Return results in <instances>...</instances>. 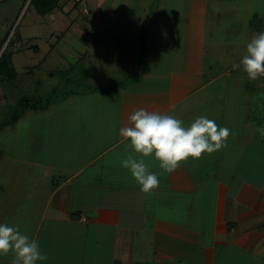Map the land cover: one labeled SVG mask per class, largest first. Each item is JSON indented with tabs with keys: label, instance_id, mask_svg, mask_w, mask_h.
Instances as JSON below:
<instances>
[{
	"label": "crops",
	"instance_id": "0c3cea01",
	"mask_svg": "<svg viewBox=\"0 0 264 264\" xmlns=\"http://www.w3.org/2000/svg\"><path fill=\"white\" fill-rule=\"evenodd\" d=\"M55 10V30L85 49L52 48L55 69L20 65L31 94L58 99L0 132V223L35 239L47 264H264V76L233 68L264 31V0H59ZM83 73L95 84L52 86ZM112 80L122 85H101ZM138 108L185 126L206 116L230 135L165 172L119 135ZM130 153L159 175L151 193L121 167Z\"/></svg>",
	"mask_w": 264,
	"mask_h": 264
},
{
	"label": "clouds",
	"instance_id": "9594fccd",
	"mask_svg": "<svg viewBox=\"0 0 264 264\" xmlns=\"http://www.w3.org/2000/svg\"><path fill=\"white\" fill-rule=\"evenodd\" d=\"M234 69L242 68L248 79L264 76V31L254 33L246 52ZM130 126L121 127L119 135L130 143L132 152L152 157L165 172L177 169L188 158L199 159L226 146L230 129L219 127L206 116L195 118L190 125L174 114L133 109L128 117ZM143 193L159 187V175L149 169L143 159L129 154L121 160ZM14 254L13 264H47L49 257L42 253L39 243L22 232L18 225L0 223V256Z\"/></svg>",
	"mask_w": 264,
	"mask_h": 264
},
{
	"label": "rangeland",
	"instance_id": "374dc122",
	"mask_svg": "<svg viewBox=\"0 0 264 264\" xmlns=\"http://www.w3.org/2000/svg\"><path fill=\"white\" fill-rule=\"evenodd\" d=\"M55 11L56 10L53 12ZM71 12L73 14H79L82 12V9L79 7V9H74ZM53 14L55 15L56 13ZM58 23L64 24L61 20H59ZM56 24V22L49 20V15H39L37 13V5H35V3L30 4V0H0V44L4 38L7 37L0 54L5 52L4 57H7L8 54L12 56L11 62L13 61L16 64V71L18 72L17 79H20L19 81L12 83L11 81L7 80V77L0 76V105H2L0 108V132L3 131L7 124L12 123V121L15 119L14 108L18 107L20 104H31L38 101L40 103H46L49 100V102L54 103L56 99H58L55 95H46V91L40 95L31 94L32 90L27 86H24V81H22V78L26 77L25 75H21V73L24 72L23 69H20L21 63L24 62L26 65H28L41 62L45 59V64L49 66L48 69H55L59 59L54 52L51 53L52 48L58 50L60 48H68L70 46L76 45L79 48L85 49L83 42L84 40L80 38V36L78 38L76 35L77 33L67 31L62 37L59 31L55 30ZM62 27L63 26H61V28ZM4 61H7V59ZM2 66L3 70H5V63H3ZM43 75H41V77ZM90 77L91 76H85L84 73L83 75H75L73 76V84L65 81V78L61 79L60 77H55L51 83L52 86L57 84L59 86L57 89L60 91L69 93V91L83 90L84 87H86V84H95L92 80H88ZM131 79L132 78L125 79L124 83L130 82ZM118 83L119 80H112L109 83L103 82L101 85L106 87L115 84L122 85ZM5 93H8L9 95L7 94L8 96H6ZM59 96L64 97L63 94H60ZM26 130L28 129H25L24 133ZM1 135H3V133L0 134L2 144L3 136L1 137Z\"/></svg>",
	"mask_w": 264,
	"mask_h": 264
},
{
	"label": "trees",
	"instance_id": "16d2710c",
	"mask_svg": "<svg viewBox=\"0 0 264 264\" xmlns=\"http://www.w3.org/2000/svg\"><path fill=\"white\" fill-rule=\"evenodd\" d=\"M32 3H35V5H37V13L41 16H46L48 14H51L55 9H57L58 7V3H59V0H30V4ZM7 40V37L4 38V40L1 42L0 44V52H1V49L3 47V45L5 44ZM4 53L5 52H2L0 54V76H4V77H7V80H10V79H13L16 75V72L15 70L11 67V58L12 56L11 55H7V57H4ZM5 59H7V61H4ZM3 63H5V70H3ZM100 88H92L90 90L92 91H96ZM102 91H108V89H100ZM50 101V100H49ZM49 101L46 102V103H39L38 102H34V103H26V104H20L18 107L14 108L15 110V115H14V120L12 121V123L10 124H7V125H11L13 123H15L18 118L20 117L21 114H23L26 110H39V109H44L48 106L49 104ZM6 125V126H7ZM5 126V125H4ZM3 126V127H4ZM1 129V127H0Z\"/></svg>",
	"mask_w": 264,
	"mask_h": 264
},
{
	"label": "built area",
	"instance_id": "2783aa9c",
	"mask_svg": "<svg viewBox=\"0 0 264 264\" xmlns=\"http://www.w3.org/2000/svg\"><path fill=\"white\" fill-rule=\"evenodd\" d=\"M82 221H84V219Z\"/></svg>",
	"mask_w": 264,
	"mask_h": 264
}]
</instances>
